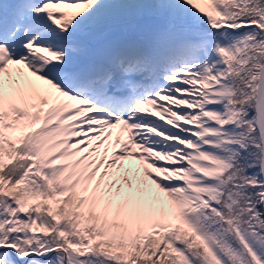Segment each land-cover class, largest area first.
<instances>
[{
  "label": "snow or ice",
  "instance_id": "1",
  "mask_svg": "<svg viewBox=\"0 0 264 264\" xmlns=\"http://www.w3.org/2000/svg\"><path fill=\"white\" fill-rule=\"evenodd\" d=\"M0 264H264V0H0Z\"/></svg>",
  "mask_w": 264,
  "mask_h": 264
}]
</instances>
